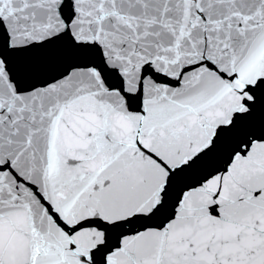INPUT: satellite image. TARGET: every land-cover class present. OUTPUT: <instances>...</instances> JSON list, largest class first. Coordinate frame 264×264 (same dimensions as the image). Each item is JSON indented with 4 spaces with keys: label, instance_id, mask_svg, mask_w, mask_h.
Returning a JSON list of instances; mask_svg holds the SVG:
<instances>
[{
    "label": "water",
    "instance_id": "obj_1",
    "mask_svg": "<svg viewBox=\"0 0 264 264\" xmlns=\"http://www.w3.org/2000/svg\"><path fill=\"white\" fill-rule=\"evenodd\" d=\"M0 264H264V0H0Z\"/></svg>",
    "mask_w": 264,
    "mask_h": 264
}]
</instances>
